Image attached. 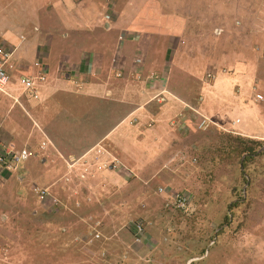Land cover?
<instances>
[{"label":"rangeland","instance_id":"rangeland-1","mask_svg":"<svg viewBox=\"0 0 264 264\" xmlns=\"http://www.w3.org/2000/svg\"><path fill=\"white\" fill-rule=\"evenodd\" d=\"M94 1L97 3L100 0ZM180 1H183L180 4L181 12L188 25L185 32H193V37L180 35L171 42L175 45L172 48L174 52L167 54L165 60L169 63V58L173 62L170 81L180 80L184 85L189 81L185 88L190 91V98L200 96L195 93L199 86L194 82L201 79L207 81L203 79L205 77L212 81L214 70L218 72L217 75L222 76L219 81L224 84L219 87L220 90H215L214 103H210L211 111H208L217 113L216 121L206 117L187 120L190 127L185 133L193 134L189 137L190 147L184 148L186 139H178L185 142L178 144L175 155L188 154L187 163L183 160L185 164L180 168L182 172L188 171V177L183 179L184 183H178L180 187L172 188V180L169 182L166 177L170 173L166 170H172L173 167L161 166L158 170L155 166V160H158L156 156L160 154L158 147H153L151 143L147 147H144V143L135 146L127 139L122 140L120 135L117 139L124 148L120 149L119 155L127 154L128 157L133 152L136 157L133 160L142 167L141 171L136 165L127 164L129 158H124V166L120 167L117 160L94 165L87 157L76 167L70 161L71 158L65 159L56 152V156L53 153L46 156L49 159L46 162L56 164L58 171L55 178L47 180L48 178L41 179L38 170L30 164L36 154L32 158L30 155L22 168L0 169V264H264V71L258 72L260 62L264 61V17L261 13H255L252 17L243 12V9H254L255 12V8L263 7L264 3L263 0H236L239 20H229L222 17L221 0H147L148 3L135 9L134 22L142 29L141 25L149 22L146 15L150 18L153 16L152 8L154 13L158 7L170 14L173 10H178ZM209 3L212 9L205 10ZM23 5L35 7L36 15H24ZM226 5L228 9L229 4ZM0 6V12L6 18L5 26L15 24L18 32L7 44L12 47L19 43L16 56L37 36H46V42L58 48L62 42L69 44L71 38H77V46L85 45L83 40L86 39L88 30L77 28L76 24L73 26V0H61V3L59 0H0ZM238 9L241 11H237ZM197 11L203 20H212L197 24L201 20ZM174 14L178 18L179 14ZM207 16L211 18H205ZM44 17H48V23L42 21ZM20 23H25L21 26L22 30H19ZM214 26L217 28L215 32L213 30L214 38L204 40L205 32L208 34ZM204 27L207 29L203 30ZM221 29L223 31L220 33ZM64 31L71 35L62 36ZM183 32L178 31L179 34ZM197 35L202 37L197 38ZM106 37L108 39L104 45L114 43L112 35L108 34ZM140 39L135 40L136 46ZM151 41L145 39V47L141 48L144 54L140 59L144 60L145 56L151 60L157 56L154 55L157 49L167 46L165 41L158 42L155 46ZM115 47L116 45H112L110 48ZM195 47H205L206 52H193L192 48ZM218 49L224 53L216 55ZM11 60H14V56ZM246 61L256 65L254 72L250 73L251 70L249 72V68L243 66ZM142 67L143 64L140 65L141 73L137 69L132 81L148 76L157 79V74L151 72H158L159 69L153 71V67L150 72H144ZM233 71H236V76L229 75ZM36 72L37 70L33 72L21 66L13 67L12 63V68L9 69L12 82L9 95L0 94L1 141L6 142L3 129L7 124L22 123L26 125V129L33 126V135L28 144L32 154L38 153L40 149L44 150L41 145L38 146L40 136L35 132H39V129H53V132H57L60 137L56 133L54 136L67 141V151L70 145L68 142L75 140L77 145L83 129H96L95 122L98 118L91 116L89 121H83L75 130L65 128L59 132L56 120L65 112L61 110L63 105L59 103L63 94L48 92L43 95L40 90V98L32 97L17 85L22 76H35ZM249 74L253 75L250 81L256 84V91L243 83L241 87L249 90L247 102L236 109L234 100L239 97L238 94H243L239 85L235 89L234 84L241 80L247 81ZM111 80L117 81L113 78ZM257 92L263 96L262 101L256 99ZM21 94L26 96L20 98ZM150 97L143 96V102H128L127 112L135 104L157 108L156 99L152 98L154 100L151 103L144 101ZM163 103L160 104L164 106ZM253 103L258 107L256 117L251 108ZM96 105H99L95 108L97 114L101 112L107 116L106 108L110 102L99 100ZM122 106L121 103H115L112 107L116 110L113 115L116 119L120 118L117 110ZM114 119L104 118L103 132L113 126ZM204 119L205 126L199 128V123ZM33 120L39 128L35 127ZM233 120L240 122L232 126ZM152 121L150 119L145 122L141 128L140 125L134 128L135 124L126 121L119 124L111 135L115 137L117 133L127 130L130 132L128 136L140 137L143 134L138 131L152 127ZM170 124L172 127L179 125L177 121ZM257 127L261 130L252 132L255 137L251 139L258 141L260 145L257 146L254 158L248 160L245 166L240 161L245 157L242 153L239 158L232 160L220 159L218 148L222 151L227 148V143L235 142L234 139L237 138L249 140L241 132L255 130ZM48 135L52 136L51 133ZM23 136V139L28 137L26 131ZM169 136L166 138H170ZM172 137L178 138L176 135ZM75 143L71 145L76 146ZM19 144L21 142H15L11 146L19 149ZM3 146L5 145H0L1 148ZM49 146L50 142H47L46 147ZM215 153L218 156L216 162L212 159ZM41 154L37 160L43 163L46 159L41 160ZM101 173L104 174L99 175ZM43 191L46 192L45 195ZM183 191L191 193L190 205L184 210L171 207L168 204L171 193ZM226 216L229 217L228 222ZM137 221L144 226L141 239L134 235L132 229L133 223ZM203 249L204 254L201 252Z\"/></svg>","mask_w":264,"mask_h":264},{"label":"crops","instance_id":"crops-1","mask_svg":"<svg viewBox=\"0 0 264 264\" xmlns=\"http://www.w3.org/2000/svg\"><path fill=\"white\" fill-rule=\"evenodd\" d=\"M59 2L61 3V0H59ZM182 2L183 1L179 2L178 10H173L170 14L164 12L161 9H158V7H156L154 13V8H152V18L146 15V18L149 19V22L141 25L142 29H139L138 24L134 22L135 9L137 10L138 7H141V4L148 3L147 0H100L97 1V3L94 0H73V4L75 7L73 8V17L75 18L73 19V26L76 24L77 28L88 30L86 31V39L83 40L85 45L77 46V41L75 40L77 38H71V42L69 44L66 45L62 42L61 46L58 48L57 46L55 47L52 44L49 45L46 42V36H37L29 41L27 46L18 54V56H16L15 53L19 47V43L12 47L10 45H7L8 42H10L18 34V32H16L15 30V24L5 26L6 23L4 24V21L6 18H4V16L0 12V20H3L0 21V61L2 51H10L11 56L10 59L6 62L7 66H12L13 63V67L21 66L24 69L33 72L37 70L35 76L28 77H36L40 73L44 74L45 79L43 80V82L37 85V95L38 93L40 94V90L42 91L43 95L48 92H60L63 94V96H60L59 98V103L63 105L61 110H64L65 112L62 116L57 117L58 119L56 120V125L59 128V132H61V130L63 131L65 128L75 130L76 127L78 128L83 124V121H89L91 116H96L98 118L95 122L96 129L92 130V127L83 129L82 136L79 138V142L77 143V145L75 143V140L72 142H68L70 145L69 148L67 147V151L65 150L67 141H65L63 138L60 139V136L57 134V132H53V129H39V132H35L38 136H40V141L38 140V146L43 142H50L49 147H46V143L44 150H41L39 147L40 151L38 153L36 152L32 154L30 152L31 158L36 154V157H34L35 159L32 158L30 164L32 167H35V170H38L41 179L48 178L47 180H49L53 177L55 178L56 172H58L57 165L46 162L47 160H49L46 156L50 155V153H53V155L56 156V152L60 157H63L65 159L71 158L70 161L74 162L73 164L76 167L83 163V161H85L84 159H86L87 157L89 158L88 160L91 161V163L94 165H102L103 163L106 164L107 162H113V160H117L120 167H122V165L124 166V160H127V158H129L130 160L127 162V164H131L134 166L136 165L140 168L139 170L141 171L142 167H140V165L135 162V160H133L134 158H136L135 155H133V152L128 154V157L127 154H125V156L119 155L120 149L124 148V146L120 143V140L117 139V137L120 135V138L122 140L127 139L128 141H131L132 145L135 146L137 144L144 143V147H147V144L151 143L153 147H158L157 151L160 154L156 156V159L158 160H155V166L158 167V170L161 166L173 167L172 170L171 168L166 170V172L170 173V177L167 174L166 177L169 179V182H171L172 180L170 184L172 188H178L181 186L178 185V183H184L183 179L186 176L188 177V171L184 170V172H182V169L180 168H182L185 164L183 163V160L187 163L188 154L178 153L175 155V153H177L176 149L178 148V144L182 145L185 142H180L178 141V139H186L187 142L184 148H188V146L190 147L189 137L191 135L193 136V134H190L189 132L185 133V130H188L187 128L190 127L187 120H193L194 118L199 120L201 117H206L213 118L214 121H216L215 118L217 117V113H210L208 111H211L210 103H214L213 97L215 95V90H220L219 87H221L223 83L221 84L222 81H219V77L222 76L217 75L218 72L214 70L215 74L214 78H212V81H209V79L205 77L203 79H206L207 81L201 79L202 81L200 80L194 82L195 84H197V86H199V90H196L197 92L195 93H198L197 95L200 96H197V98H190V91L185 88L189 85V81H186L185 85L183 81L180 80L170 81L173 73L171 66L173 65V62L172 60L170 61L169 58V63H167V61L165 60L167 54H171L174 52L172 48L175 45H172L171 42L174 38H177L180 35L189 38L193 37V32L188 34H186L185 32L188 25L186 24V17L181 12L180 4ZM262 2L264 3V0ZM226 3L229 4L228 9ZM235 3L236 0H221L220 6L222 7V17H227L229 20H239V17H237L238 14H236L237 5H235ZM188 4L190 5L191 1ZM23 6L25 7L23 10L24 15L27 14L28 17L29 14H31L32 16L36 15V10L34 9L35 7H29V5ZM207 7L205 8V10L212 9L211 3H209ZM1 8L2 6H0V11L2 10ZM255 9V12L254 9L253 11L243 9V12L245 13V15H250L252 17L253 15H255V13H261L264 17V6ZM261 10L263 12H261ZM102 11L104 12L102 13ZM237 11L241 10L238 9ZM174 13L179 14L178 18L175 17L176 15ZM197 14L199 16V19H201L197 21V24H202L203 22L205 23L212 20H203L202 15L198 11ZM47 18L48 17L42 18V21L44 23H48ZM205 18L211 17L207 16ZM235 22L238 24V21ZM24 24L25 23L19 24V30L23 29L21 28V26H23ZM215 27L216 26H214V28H211L208 34L207 32H205L206 34L204 35V40L207 38H214L212 34L213 30L215 32L217 29ZM179 28L184 31L183 34L178 33V31H181L179 30ZM35 29H37L36 25ZM99 29H101L102 31L99 32ZM205 29H207V27L203 28V30ZM222 31L223 30L221 29L220 33ZM197 32L198 30L196 29L195 34H197ZM108 34L113 36L112 40L114 41V43L110 45H104L103 43L107 42L106 39L108 38L106 37V35ZM2 35L4 36V38H2ZM68 35H71V33L66 31L62 33V36L65 37H67ZM196 37L200 38L202 36L197 35ZM137 38H141L140 42H137V45L139 47L135 44V40ZM49 39L51 41L52 36H50ZM145 39L152 40L151 42L153 46L162 41H165L167 43V46L166 48L162 46L161 48L157 49L154 53V55L157 56L153 59L149 60V57L146 58L145 56H143L144 60H142L140 58L141 55L144 54V51L141 48L145 47ZM124 40H126L125 43L123 42ZM112 45H116L117 50L116 47L114 49H111L110 47ZM192 51H196L199 54L202 52H206L205 47H195L192 48ZM221 53L224 52H222L221 49H218L216 55ZM13 56L14 60H11L13 59ZM218 61H220V59H218ZM244 63L245 64H243V66L245 65L246 68H249V72L251 70L250 73L254 72V70L256 69V65L250 64L249 62L248 65L247 61ZM141 64H143L142 71L144 72H150L153 67H155L153 71L155 69H159L157 70L158 72H151L157 74V79H153L152 77L148 78V76L144 78H138L139 81H132V79H134L135 77V73H137V69L140 70ZM259 67L260 68L257 67L258 72L264 71V61L260 62ZM165 72H167V74H165ZM235 72L236 71H233L229 75L236 76ZM251 76L253 75H248L247 81L241 80L237 81L234 84L235 89L236 86L239 85V90H241V93L243 94L241 96L238 94L239 97L234 100V107L236 109L241 108L243 103L245 104L247 102V97L249 94L248 88L243 89L241 85L243 83H246L247 86H249L253 90L256 87V84H253L250 81ZM112 78L117 79V81L111 80ZM128 79L131 81H128ZM257 80L260 81L258 76ZM229 82L234 83L235 81ZM11 84L12 82H10V86ZM191 84H193V82ZM254 91H256V89ZM114 93L117 95H115ZM203 94L207 98H205ZM257 94L259 93L257 92L256 95ZM146 95L148 97H150V95L152 96L149 100L147 98L144 99V101L151 103L154 99H156V101L159 103L158 104L155 101V107L157 108L135 104L132 105L130 110H128L127 112L128 108L126 105L128 102H143L142 97H145ZM23 96L26 95H19L20 98ZM113 96L115 97L113 98ZM240 99L241 102H239ZM99 100L110 102V105H108L106 108V112H108L107 116H104L103 114H101V112L100 114H97L98 111H95V108L99 107V105H96ZM162 100H164L165 102L163 101V103ZM206 101L208 102L206 103ZM54 103L56 104L57 100L54 101ZM115 103H121L123 105L120 109L121 111L117 110V112H119L118 115H120L119 119H116V117L113 116L116 112L115 109H112ZM160 103H163L164 106H162V104ZM251 108L256 117V115L259 113L258 107L255 103H253L251 104ZM110 109L111 111L109 112ZM149 109L151 111H149ZM186 115L188 116L186 117ZM105 117L115 119L113 120V126L109 130H105L103 132L102 121ZM235 118L238 119L239 117ZM150 119L153 120V126L150 128H145L144 131H138V133L143 134L140 135V137L136 138L133 136H128L127 134L130 132H128L127 130L122 133H117L115 137L111 135L114 131L117 130L119 124L125 123L126 121L129 124H135L134 128H137L138 125H140L141 128V126ZM174 121H177V123L179 124L177 125V127H172V125L170 124H174ZM237 122L239 123L240 121L233 120L231 122L232 126L237 125ZM32 123L36 125V128H39L38 124L34 120L32 121ZM5 128L3 129V134L6 136V142H2L0 138L1 145L4 144L5 146H11V144L13 145V143L15 142H21L18 148L20 149L26 147L29 150L28 144L30 136L33 135V126L30 127V129H26V125H23L22 123L11 122L7 124ZM262 129L264 130V127ZM258 130H261V128L257 127L255 128V130H248V132L242 131L241 134L248 138H253L255 136L254 134L252 135V132ZM25 131L27 132L28 137H25V139H23V132ZM49 133H51L52 136H49ZM55 133L59 137H57V135L54 136ZM167 135H170V138H166ZM172 135H176L178 138L174 139ZM8 141L11 143H8ZM73 143H75L76 146H72L71 144ZM39 154L43 155L41 160L46 159L45 161H43V163L37 160L40 158ZM63 158L61 159L63 160ZM150 164V166H152V163ZM22 167L23 165L21 166V168ZM103 174L104 173H101L99 175Z\"/></svg>","mask_w":264,"mask_h":264},{"label":"built area","instance_id":"built-area-1","mask_svg":"<svg viewBox=\"0 0 264 264\" xmlns=\"http://www.w3.org/2000/svg\"><path fill=\"white\" fill-rule=\"evenodd\" d=\"M123 38V37H122ZM121 39V38H120ZM1 52V51H0ZM11 52L8 50H3L1 53L0 61V94L9 95L8 91L10 89V74L9 68L12 66H7V61L10 59ZM45 76L43 73L38 74L36 77L22 76L19 79L18 85L20 88L27 93L29 96L38 97L37 95V85L43 82ZM261 98L260 95H257ZM205 119L199 123V128L205 126ZM1 145V143H0ZM46 143H42L41 147L44 148ZM29 157V151L27 148H22L20 150L15 149L12 146L0 147V169L11 170L18 167ZM116 167V164L114 165ZM46 192L43 191V195ZM171 201L168 202L171 207L184 210L191 203V193L188 191L171 193ZM41 197H44L41 195ZM134 235L138 236V239L142 238L144 233V226L142 222H135L132 225Z\"/></svg>","mask_w":264,"mask_h":264},{"label":"trees","instance_id":"trees-1","mask_svg":"<svg viewBox=\"0 0 264 264\" xmlns=\"http://www.w3.org/2000/svg\"><path fill=\"white\" fill-rule=\"evenodd\" d=\"M203 118L204 117H201V119ZM234 140L235 142L227 143L228 145L227 148L223 149L222 151H220V149L218 148L217 151H219L220 159L221 160L223 159L232 160L234 158H239L241 155L240 153H242V154H245V157H243L240 161L242 162V165L245 166L248 160H251L252 158H254V155L257 153V150H258L257 146H259L260 143L258 141H254V139H251V138H249V140L247 141L246 139H242V138H237ZM216 158L218 159V156L215 153L214 156H212V159L215 160ZM216 161L217 160H215L214 162ZM244 180L245 182L247 181L245 177H244ZM228 220H229V217L226 216V222H228ZM204 251L205 249H203L201 252L204 254Z\"/></svg>","mask_w":264,"mask_h":264},{"label":"clouds","instance_id":"clouds-1","mask_svg":"<svg viewBox=\"0 0 264 264\" xmlns=\"http://www.w3.org/2000/svg\"><path fill=\"white\" fill-rule=\"evenodd\" d=\"M17 85H18V84H17ZM19 87H20V86H19ZM3 95H4V94H3ZM257 95H260V96H261V98H258V97H257ZM257 95H256V99H258V100L262 101V100H263V96H262L261 94H257ZM48 142H49V141H48ZM46 143H47V142H46ZM25 148H26V147H25ZM44 148H45V147H44ZM20 149H22V148H20ZM20 149H17V150H20ZM28 151H29V150H28ZM29 156H30V151H29ZM28 158H29V157H28ZM28 158H27L25 161H27V160H28ZM25 161H24V162H25ZM24 162H23V163H24ZM23 163H21V164H20L18 167H16V168H19V167H21ZM16 168H15V169H16ZM11 170H13V169H11Z\"/></svg>","mask_w":264,"mask_h":264}]
</instances>
